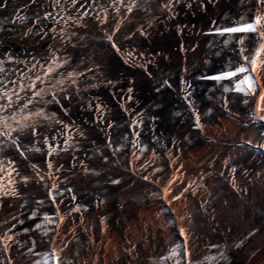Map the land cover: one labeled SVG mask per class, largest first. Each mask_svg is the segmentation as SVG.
<instances>
[{
    "label": "snow or ice",
    "instance_id": "obj_1",
    "mask_svg": "<svg viewBox=\"0 0 264 264\" xmlns=\"http://www.w3.org/2000/svg\"><path fill=\"white\" fill-rule=\"evenodd\" d=\"M8 0H3V6H7ZM34 4L36 0H31ZM67 2V0H66ZM93 4H95V0H92ZM182 0H167L166 3L161 4V8L163 10L171 11L173 7L177 4L181 3ZM71 8H77L79 4L80 7H83V3L81 0H70ZM211 3V0H198V4L201 8L206 10V5ZM256 3V12L253 18L250 21L244 20V17H241V21L233 22L229 25L225 26H216V22L213 21L214 29L212 33H205V35L215 34L221 37H231L232 39H225L223 41L225 47L229 46L233 41L239 47H234L233 51L235 52L234 57H230L227 61V70L221 69L215 75L210 76H200L199 79H208L216 81L223 86L224 81H229L233 84L232 88L223 87L224 92H236L242 93L244 96L243 103L245 105H249V101H251V112L253 117H258L259 120L264 121V0H255ZM56 4L59 7L60 0H56ZM145 7L142 9L137 7V0H129L128 3H125V0H113L112 7L115 8L117 13H120L121 7L126 9V14L133 13L134 10H143L148 11L150 7V0H145ZM188 8L193 6L191 0L186 5ZM62 11H66L69 13V17L71 18V10L67 7L61 9ZM79 13V9H77ZM88 15L87 12H84L82 15H78L77 19H82ZM52 17V13H45L42 17L43 20H47ZM97 20H100L101 25H104L108 22L107 13L105 10V15L103 19L99 13L96 16ZM41 18L38 16L36 23H39ZM83 25L77 24L76 27H82ZM52 32L56 30L53 28L51 29ZM120 31L119 26L115 27L112 32L104 31L101 36V42L107 41L110 49L115 50V52L120 53L122 51L121 47L115 40V35ZM141 35H145V31L143 27L138 29ZM63 30H61V34ZM30 34L29 32L25 33V37ZM242 34V35H237ZM247 34H254L250 39L249 42L246 44L245 42V35ZM78 34L73 32L72 36L68 38L65 43L71 42L73 37H76ZM55 37H53L54 39ZM63 38V35H62ZM126 39H132V36L125 37ZM82 40L83 37H80ZM102 46V43H101ZM72 47L75 48L76 44H72ZM199 45H195L190 47L189 49H184L183 46L181 47L182 51H192L195 52ZM60 49H52L46 50L45 54L41 57V59H36L33 55L32 63L28 66V62L25 60L23 63L27 66V71L22 72L19 76L18 80L11 79L10 76L6 75L4 80H0V137L4 138L3 141H0V151H3V144L9 143L12 148L19 153V155L25 159H27L26 152L21 150L24 145L21 143L22 134L28 133L29 139L28 143L31 144L34 140L39 142L38 138H42L44 145L47 146L48 157H52L54 154L59 155L60 152H67L70 148H75L80 144L81 141L87 139L86 129L77 126L74 121H70L69 123H65L63 120L59 119L55 112H50L48 106L49 105H59L61 109L64 110V114H68V110L64 108V105L61 103V99L64 100H71L73 92H79L82 89V81L87 82L88 80V73H93L95 75L96 69L100 67L97 64L96 68L91 66L85 67L82 71H77V68L80 67L78 63H75L74 60H70L67 56H61L58 53ZM66 51V49H65ZM70 55V54H69ZM143 55L142 53L140 54ZM215 55L219 56L220 52L215 53ZM128 57H132L133 53L128 52ZM8 63H15L18 64L21 61L17 60L15 57L11 55L7 58ZM4 63L3 60H0V73L5 72V68L2 66ZM75 63V66L73 64ZM124 63L128 64V59H124ZM135 63V61H133ZM152 61H147V64H151ZM147 64H139L136 65L137 67H141L149 76L152 78V73L148 71ZM131 66V65H130ZM71 69V70H69ZM63 70V71H62ZM183 72L187 74L188 67L185 64L183 68ZM5 80L7 83H5ZM28 81V83H25ZM106 83L111 85V80H106ZM182 84H187V81L181 78ZM135 79H130L129 84L126 88L127 93V100H132V93L135 90ZM11 85V88L9 87ZM67 85V86H65ZM92 87H96L97 85L92 84ZM162 87L171 88L172 85L169 83L167 79L161 81L160 86H158L155 90L157 92L161 91ZM191 84H188V88H191ZM18 89V90H17ZM58 89V90H57ZM182 91L187 92V89H181ZM21 93H24V96H21ZM192 93L187 92L186 96L184 97L185 100L188 101L189 108L192 110L193 118H194V127L199 130V132L204 133L206 125L202 123L201 117H211L213 115L214 109L208 107L203 113L196 109L194 102L189 99ZM15 97V99H14ZM228 99L223 98L221 103L222 110L231 114V109L228 107ZM88 109L91 110L93 105L91 102L88 104ZM95 111L97 114V121H99L100 117L104 116V108L103 105L97 103L95 105ZM127 112L128 110L125 109ZM7 115H3V114ZM131 115V113H129ZM179 115V113L177 114ZM142 113H136L135 117H141ZM155 120V117L152 118ZM11 121V123H9ZM142 119L133 118L129 127L132 128L133 133L139 137L140 132L136 131L137 126L142 125ZM50 125H55L57 127L56 134L50 138L48 135L45 134V131L49 128ZM114 125L109 123L107 127L111 129ZM13 133H16L14 136ZM78 137V138H77ZM62 138V139H61ZM188 139V137H185ZM60 141V142H57ZM251 147H264V145H252V142L249 140L246 142ZM112 141L111 138H108V146H111ZM173 146H175V141H172ZM137 146L136 142H133V147ZM164 147V146H162ZM35 151L39 152V148H35ZM114 153L119 152V148H115ZM140 156H137L133 153V156L136 160H140L141 156L148 152L149 149L145 145H141L139 148ZM101 161L104 164L108 163L109 157L101 153ZM159 155L155 147L151 149V156L142 160L138 165V170L142 172L141 178L144 181H149L150 176L155 177L157 173H161L164 171L163 168L155 166V161L159 159ZM75 159V157H73ZM169 161L172 164L176 163V160L169 156ZM9 165L11 166V171L7 173L9 179L7 181L8 187L7 189L0 183V211H3L5 208L6 199H19L23 200V193L21 192L20 188L17 187V183L21 186L26 187L30 182L29 175L21 176L19 171L15 167V162L12 160L8 161ZM225 166H228V161L225 160ZM76 165L73 164V167ZM80 168L85 175H100V172L97 169L91 168L88 165L84 164L83 161L80 162ZM32 169L36 171V174L39 176V179L42 181L45 179L44 176H40L37 170V165H31ZM54 165L49 160L47 163V168L49 170L53 169ZM183 168V165H179V171ZM149 169H151L150 174H143L149 173ZM63 170V165L56 166V172H60ZM3 168H0V172H4ZM231 173L233 174L230 180V183L233 189L237 191H242V189L238 188L236 184L235 173L237 171L236 167L231 168ZM15 173L17 176L20 177L18 182H14L12 179V175ZM221 176L224 175L223 172L220 173ZM259 173L257 176L259 177ZM48 179H53V175L50 173L47 177ZM55 179H59V177H55ZM67 179V177H65ZM109 182L113 185H120L122 183L121 179H114L112 178L111 174L108 177ZM3 180V177H0V181ZM179 180V177L173 174V176L167 180L164 185L163 192L160 194H153L154 196L158 195V198L167 201L171 204L173 201H179L184 197L186 192L191 190V184L187 185L180 191L178 194H172L170 192L172 185L175 184ZM153 183L157 181L155 179L152 180ZM183 183V181H181ZM68 192H72V188L65 189ZM196 192H192V195H196ZM171 195V199L169 200V196ZM210 195V194H209ZM48 198L50 199L51 203L55 206V218L53 216L45 215L43 217L44 221L47 223H57L58 225H63L65 220L68 217H71L73 212H80L81 206L76 205H69L67 206V216L61 214L60 205L64 203L63 199L57 200V196H63V192L59 190V187L56 183L51 184L48 187ZM72 201L76 200V196L72 195ZM27 201L24 200V203L21 204V207L26 205ZM37 204L42 205L44 203L43 200L36 201ZM104 201L100 200L97 204L99 208L100 204H103ZM204 203H207L205 200ZM204 203L200 204V208H204ZM9 208L12 205L9 203L7 205ZM123 207V205H121ZM84 211H87V208H84ZM205 209V213H206ZM22 215V213H21ZM36 212H32L29 219L36 218ZM9 218L0 221V229H2V234H0V247H2L4 258L0 259V264H17L16 258L12 255L13 250L17 252L18 255L21 257H26L28 253H34L35 251V244L36 242L33 240L31 241V246L22 244L19 240L16 239L17 233L13 230L17 227V224H23L24 221L20 220L18 216L12 215L11 213L8 214ZM181 220H187L188 224H192L193 220L189 217H181ZM12 221H16V223H12ZM75 224L74 221H72ZM103 223V219L101 220ZM84 224L83 216L80 217V225ZM37 229L42 227L41 224L37 223L35 225ZM24 233H28L30 229L25 228L23 229ZM83 231H87V228H83ZM231 232V229H228ZM260 230L257 229L256 231H249L243 240H239L234 245V251H240L244 249L245 241L249 237H255L257 232ZM68 232L73 234L75 233V227L68 229ZM47 235V232H45ZM59 235V232H57ZM179 235L183 237L182 244H176L174 247L170 249L171 256L165 257L164 259H171L173 257H177L175 260V264H194L193 259L191 258V252L188 248V241H189V234L184 226H181L179 229ZM55 243L54 241L52 242ZM72 241L68 240L63 248L60 249V252H63L64 249L69 247ZM212 247L218 248L219 245H212ZM27 248V251H23V249ZM135 248L132 249H125V252L128 256H132ZM75 258L79 259L80 253H75ZM138 255V253H137ZM223 256L224 254L221 253ZM256 255L255 249L248 255V257L241 261L240 264H247V260L254 258ZM225 260L228 261V264H233L232 260L228 257H225ZM35 264H39V262H35ZM43 264H61V257L57 253L55 247L51 249L49 255L44 258ZM75 264V260L72 262ZM87 264V261H85ZM92 264H99V255L95 257Z\"/></svg>",
    "mask_w": 264,
    "mask_h": 264
},
{
    "label": "bare ground",
    "instance_id": "obj_2",
    "mask_svg": "<svg viewBox=\"0 0 264 264\" xmlns=\"http://www.w3.org/2000/svg\"><path fill=\"white\" fill-rule=\"evenodd\" d=\"M234 128H235V126H234V124H232V125H230V126L228 127V130H230V131H234ZM251 135L255 136V133H251Z\"/></svg>",
    "mask_w": 264,
    "mask_h": 264
}]
</instances>
